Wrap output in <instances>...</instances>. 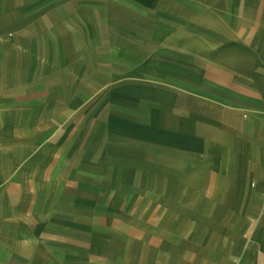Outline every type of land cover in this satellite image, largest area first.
Listing matches in <instances>:
<instances>
[{"label": "crops", "instance_id": "0c3cea01", "mask_svg": "<svg viewBox=\"0 0 264 264\" xmlns=\"http://www.w3.org/2000/svg\"><path fill=\"white\" fill-rule=\"evenodd\" d=\"M93 1L105 9L101 21L115 28L103 36L108 48L127 58L109 63L121 73L99 82L94 93L97 102L113 106L99 112V135L115 150L160 168L163 199H176V208L175 202L168 211L162 208L168 214L163 222L171 228L175 220L169 216L177 215V230L189 232L187 244L180 234L182 248L172 261L260 264L264 0ZM19 5L0 0V264H41L43 224L27 223L25 207L10 209L9 186L19 181L10 167L25 165L24 156L10 154L20 145L26 148L19 135L25 132L27 102L32 103L25 75L20 80L17 73L28 66L10 62L12 53L25 56L13 40L24 28ZM36 54L40 57V48ZM32 84L41 89L35 75ZM34 106L36 118L41 113ZM29 246L37 247L34 253ZM75 257L73 251L69 262Z\"/></svg>", "mask_w": 264, "mask_h": 264}, {"label": "rangeland", "instance_id": "374dc122", "mask_svg": "<svg viewBox=\"0 0 264 264\" xmlns=\"http://www.w3.org/2000/svg\"><path fill=\"white\" fill-rule=\"evenodd\" d=\"M18 2L24 28L13 33V40L25 56L12 48L10 62L28 66L17 73L20 80L24 73L32 103L27 102L25 132L19 135L26 148L20 145L10 154L25 158L24 166L10 167L19 177L9 186L10 209L25 207L27 223L43 224L41 264H178L172 258L182 248L179 236L187 244L189 232L177 230V215L169 216L175 220L171 228L163 222L168 214L162 208L168 211L176 199H163L160 168L115 150L99 135V112L113 106L97 102L94 93L99 82L121 73L109 63L127 59L109 49L103 37L115 30L101 21L105 9L93 0ZM34 75L41 80L40 90L33 88ZM34 104L41 113L36 118ZM73 251L76 257L69 262Z\"/></svg>", "mask_w": 264, "mask_h": 264}, {"label": "built area", "instance_id": "2783aa9c", "mask_svg": "<svg viewBox=\"0 0 264 264\" xmlns=\"http://www.w3.org/2000/svg\"><path fill=\"white\" fill-rule=\"evenodd\" d=\"M260 264H264V258H263V260H262V262Z\"/></svg>", "mask_w": 264, "mask_h": 264}]
</instances>
